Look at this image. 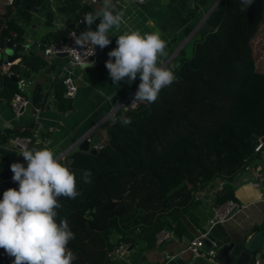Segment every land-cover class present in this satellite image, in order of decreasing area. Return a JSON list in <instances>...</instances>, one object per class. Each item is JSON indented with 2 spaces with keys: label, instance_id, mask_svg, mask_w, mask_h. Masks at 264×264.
<instances>
[{
  "label": "trees",
  "instance_id": "trees-1",
  "mask_svg": "<svg viewBox=\"0 0 264 264\" xmlns=\"http://www.w3.org/2000/svg\"><path fill=\"white\" fill-rule=\"evenodd\" d=\"M50 2L62 12L80 4L0 0V49L8 39L22 40V22L29 19L31 7L44 10L43 24L50 26ZM67 30L56 29L57 37L50 41H63ZM187 43L166 64L176 79L154 103L116 110L105 123L110 133L96 152L71 149L64 155L80 195L59 198L56 221H67L74 233L68 244L77 257L73 264H108L106 252L118 240L154 241L159 231H174V211L188 208L194 192L216 177L224 180L216 202L231 199V181L255 157L254 146L262 137L264 144V0H253L244 11L240 0H218ZM18 57L10 67L12 75L0 73V94L8 99L16 89L15 78L32 77L43 62L32 52ZM56 90V108H68L59 106L60 81ZM44 97L34 89L31 99L41 105ZM122 117H130L131 124L123 125ZM101 127L94 129L95 135ZM29 130L9 134L31 136ZM86 170L91 183L82 179ZM108 200L113 209L121 205L123 210L110 214L102 207ZM13 260L0 249V264Z\"/></svg>",
  "mask_w": 264,
  "mask_h": 264
},
{
  "label": "crops",
  "instance_id": "crops-1",
  "mask_svg": "<svg viewBox=\"0 0 264 264\" xmlns=\"http://www.w3.org/2000/svg\"><path fill=\"white\" fill-rule=\"evenodd\" d=\"M211 2L212 0H145L136 3L130 0H114L117 9L125 12L121 28L109 32L111 43L103 49L98 48L94 66L71 68L76 90L73 96H65L62 91L63 100L59 106L70 105L65 109L56 108L57 99L54 90L56 93V83L59 82L56 72L67 63V57L62 54L45 56L41 52V45L57 37L56 29L75 28L79 32L86 30L87 25L81 21L85 13L93 11L97 5H92L89 1L82 4L80 2L75 10L62 12L50 2L49 8L53 17L48 27L43 24L44 10L39 8L36 12L30 10L29 19L22 22L25 31L22 40L18 42L32 45L31 49L27 48L22 52L35 53L43 62L30 77L33 83L26 88L29 104L23 114L14 116L10 111L7 96L0 94V133H2L0 199L8 188L19 186L18 182L10 180L13 174L11 164L19 162L27 167L23 156L19 155V151L10 144V132L30 129L32 140L27 147L49 148L56 153L63 164H66L64 155L71 150L72 145L90 130H93L92 133L95 135L94 129L99 125L102 127L99 129L98 138L103 142L108 128L105 123L116 110L122 111L135 105L136 102L133 103V100L141 82L139 74L131 84L127 78L119 84L113 83L110 78L105 64L109 59L108 52L117 47V37L129 29L140 30L142 34L159 31L162 39L167 42L168 56L163 58L166 66L171 63L175 53L196 33L207 16ZM98 24L99 20L91 26V30H96ZM18 59L19 57H16L13 64ZM112 59L114 62L115 58ZM34 89L44 95V91L49 90L54 96V101L52 100L50 104L42 103L36 114L32 112L33 107L37 105L31 99ZM262 175H264V144L258 149L255 157L239 169L230 183L231 199L242 204L241 208L209 226L208 220L213 215V205L217 203L216 195L224 185V180L216 177L207 186H203L202 190L199 189L200 191L193 194L192 203L188 208L174 211L173 220L176 226L174 231L161 230L156 233L154 241L137 237L133 243L128 242L129 246L122 260L118 262L106 260V263L177 264L178 256L185 258L186 245L197 231L210 232L216 237L217 244L244 241L256 230H261L264 234V187L258 183V178ZM212 191H215L214 195ZM164 232H168L169 235L162 236ZM253 254L254 252L251 258L254 257ZM255 259L258 260L257 264H264V242L258 248Z\"/></svg>",
  "mask_w": 264,
  "mask_h": 264
},
{
  "label": "clouds",
  "instance_id": "clouds-1",
  "mask_svg": "<svg viewBox=\"0 0 264 264\" xmlns=\"http://www.w3.org/2000/svg\"><path fill=\"white\" fill-rule=\"evenodd\" d=\"M240 3L244 11L253 0ZM92 5L97 7L85 13L81 21L87 29L75 35L74 40L80 48L91 46L94 53L95 46L103 49L111 43L108 34L121 28L125 12L117 9L114 0H92ZM97 20L96 30H91ZM116 45L108 52L105 64L113 83L127 78L131 84L139 74L141 82L133 103H154L161 90L176 79L175 72L163 63L168 56L167 42L159 31L142 34L129 29L117 37ZM88 66H94V62L83 65ZM120 122L127 126L131 118L122 117ZM19 155L27 167L19 162L10 166L19 188H8L0 199V248L14 257L13 264H73L77 257L68 244L75 238L74 233L67 221L57 223L56 210L62 206L60 197L75 199L80 195L75 173L49 148L24 146ZM91 175L86 170L83 181L91 183Z\"/></svg>",
  "mask_w": 264,
  "mask_h": 264
},
{
  "label": "built area",
  "instance_id": "built-area-1",
  "mask_svg": "<svg viewBox=\"0 0 264 264\" xmlns=\"http://www.w3.org/2000/svg\"><path fill=\"white\" fill-rule=\"evenodd\" d=\"M92 0H80L81 4ZM136 3L144 2L145 0H130ZM11 0H8L10 3ZM15 35L14 32H12ZM80 32L75 28H69L64 37L63 41H49L43 43V47L41 48V52L45 56L49 55H57L59 53H64L67 57V63L60 68H58L56 72V76H58V80L63 85V94L65 96H73L76 90V85L74 83L72 77L71 68L73 66H83L88 63L91 64L95 61L96 56L98 54V47L95 46V50L93 53V48L89 46L88 48H80L75 44L74 36H78ZM14 59L12 60H4L0 64V73L1 74H13L11 70V65L13 64ZM32 79L30 77H19L15 78V91L11 94L8 99V105L11 113L14 116H19L23 114L25 109L29 104V98L26 94V88L31 86ZM45 97L43 103L50 104L52 100L54 101L53 93L49 90H45ZM40 109V105H35L33 107V113L36 114ZM33 129V128H32ZM93 131V130H92ZM92 131H88L84 134L81 139H86L88 142V147L93 148L94 150H98L103 142L101 140L92 141L93 133ZM32 136L30 135H13L10 137V144L14 146L19 153L21 152V148L26 146L31 142ZM261 147V141H259L255 146L254 150H258ZM73 149V145L71 147ZM13 174L10 176V180L12 179ZM258 183H260L264 187V175L258 178ZM208 184H206L207 186ZM203 188V187H202ZM202 190V189H200ZM199 190V191H200ZM198 192L195 191L194 194ZM215 191H212L214 195ZM243 205L233 199H226L223 202L215 203L213 205V215L208 220L209 226L213 225L217 221H221L225 218V215L231 210H236L241 208ZM207 231H197V234L188 242L186 245L185 251L189 252L193 256H205L207 258H211L216 252V249L219 245L213 244L212 246H206L204 244L203 238ZM168 232H164L162 236H168ZM129 244L123 240H118L109 250L106 252V260L108 262H118L122 260L127 252ZM258 260L254 259L253 264H257ZM166 264V263H165Z\"/></svg>",
  "mask_w": 264,
  "mask_h": 264
},
{
  "label": "water",
  "instance_id": "water-1",
  "mask_svg": "<svg viewBox=\"0 0 264 264\" xmlns=\"http://www.w3.org/2000/svg\"><path fill=\"white\" fill-rule=\"evenodd\" d=\"M128 1V0H124ZM218 0H212L211 4L207 9V14L214 7ZM32 11H38V7H31ZM43 45H41V48ZM31 49L32 45L8 39L4 43V47L0 52L1 59L12 60L18 57V53L22 52L24 49ZM99 48V47H98ZM64 55V53H59ZM107 136L110 133L109 128H106ZM2 133H0L1 137ZM99 138L97 135L92 136V141H97ZM263 141V137L260 139ZM73 149L88 150L90 152H96L93 148L88 147V142L86 139H80L73 145ZM109 210L110 214H119L123 210V206H119L113 209V201L108 200L106 204L102 206ZM234 210L231 209L225 217L229 216ZM204 244L206 246H212L216 243V237H214L210 232H207L203 238ZM264 242V234L261 230H256L253 232L246 240L241 242L227 241L222 242L216 249V252L211 258L205 256H193L190 253H186L185 258L182 259L178 256L176 259L177 264H253L255 257L258 255V248ZM2 249V248H0ZM254 252V257L251 258ZM181 259V260H180Z\"/></svg>",
  "mask_w": 264,
  "mask_h": 264
},
{
  "label": "rangeland",
  "instance_id": "rangeland-1",
  "mask_svg": "<svg viewBox=\"0 0 264 264\" xmlns=\"http://www.w3.org/2000/svg\"><path fill=\"white\" fill-rule=\"evenodd\" d=\"M186 47L190 49V44H189V43H187Z\"/></svg>",
  "mask_w": 264,
  "mask_h": 264
}]
</instances>
